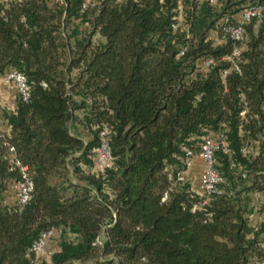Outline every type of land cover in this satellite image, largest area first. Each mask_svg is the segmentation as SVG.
Here are the masks:
<instances>
[{
	"label": "trees",
	"instance_id": "16d2710c",
	"mask_svg": "<svg viewBox=\"0 0 264 264\" xmlns=\"http://www.w3.org/2000/svg\"><path fill=\"white\" fill-rule=\"evenodd\" d=\"M83 1L0 2V76L29 86L2 113L0 264H264V219L249 221L264 191V0ZM255 7L242 41L224 35ZM235 47L238 69L224 58ZM104 127L113 164L101 173ZM207 134L229 148L213 153L209 196L178 179ZM8 145L33 181L23 205ZM52 228L57 249L27 257Z\"/></svg>",
	"mask_w": 264,
	"mask_h": 264
},
{
	"label": "built area",
	"instance_id": "2783aa9c",
	"mask_svg": "<svg viewBox=\"0 0 264 264\" xmlns=\"http://www.w3.org/2000/svg\"><path fill=\"white\" fill-rule=\"evenodd\" d=\"M9 0H0V2L7 3ZM61 1V0H50ZM209 2L215 4L218 0H209ZM89 3V0H84L81 3V10H84ZM262 16V11L259 7L255 8H245L241 11L239 20L235 24L225 25L223 27L224 35H228L230 39L234 41H242L245 35V23L250 21L251 18L256 17L260 19ZM178 26L177 23L173 24V28L176 29ZM240 49L235 47L231 55H227L224 58L229 60L232 63L234 69H238V64L235 61V57H238ZM212 63L213 59L205 58L201 61V66L206 69ZM227 70L224 71L226 73ZM3 81L9 84L12 88L15 89L23 98H26L29 93V86L26 82L24 75L20 72L11 69L5 75L0 76V82ZM246 112V107L240 111V115L244 116ZM264 112V107H263ZM110 131L107 127L102 128L98 134V142L93 149V168L96 172H104L107 168L111 167L113 164V156L110 150ZM221 148L222 150L229 152V148L225 138L221 136H215L213 134H207L202 138V141L199 145L198 153H195L192 149H186V168L191 164V158L195 154H198L199 157L204 162V170L201 174L198 191L205 193L206 196H209L217 191L216 185L220 182L221 177L219 173L213 167V153L216 149ZM8 151L13 155L11 164L12 167H16L19 172V179L13 184L14 190V199L18 204H25L31 196L33 189V181L29 173V168L26 164L15 156V148L12 145H8ZM243 152H247V147L243 148ZM264 157V154H263ZM178 179L185 180L182 172L178 174ZM56 234V229L52 228L36 239L28 248L26 253L27 257L38 258L43 254H51V251L48 250L47 246L49 241ZM99 242V240H98Z\"/></svg>",
	"mask_w": 264,
	"mask_h": 264
},
{
	"label": "crops",
	"instance_id": "0c3cea01",
	"mask_svg": "<svg viewBox=\"0 0 264 264\" xmlns=\"http://www.w3.org/2000/svg\"><path fill=\"white\" fill-rule=\"evenodd\" d=\"M12 87L1 81L0 82V127H4V120H3V110H13L15 107V93L12 92ZM77 133H79L82 138L83 136L86 135L84 131H82L81 127H77ZM91 134V133H90ZM87 136V135H86ZM204 170V162L203 160L199 157L198 154H195L191 158V164L189 167H187L183 172L182 175L185 180H189L192 183V186L194 189H198L199 187V181L201 174L203 173ZM14 199V197H12ZM255 209L249 216V221L252 225L260 222L264 217L259 216H254ZM254 217V218H253ZM59 240V233L57 232L54 237L49 241L47 248L55 250L57 249V242Z\"/></svg>",
	"mask_w": 264,
	"mask_h": 264
},
{
	"label": "rangeland",
	"instance_id": "374dc122",
	"mask_svg": "<svg viewBox=\"0 0 264 264\" xmlns=\"http://www.w3.org/2000/svg\"><path fill=\"white\" fill-rule=\"evenodd\" d=\"M215 36V34H213ZM98 39V36H94V40ZM12 92L16 93L15 89L12 88ZM79 116L82 117V113L81 112H77ZM77 127H81L82 131L85 132L83 139L87 140L90 139L92 137V129L89 128L87 125L83 124V123H78L76 125V129H78ZM91 133V134H90ZM71 178L72 180L76 179V176L71 172ZM251 205L253 206V208L255 209L254 212V216H259L261 215V217H264V191H255L251 193ZM254 218V217H253Z\"/></svg>",
	"mask_w": 264,
	"mask_h": 264
}]
</instances>
